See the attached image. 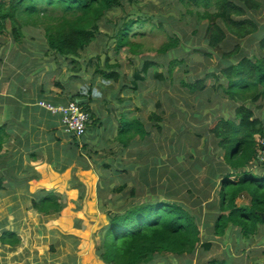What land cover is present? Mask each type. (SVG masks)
I'll use <instances>...</instances> for the list:
<instances>
[{
	"label": "trees",
	"instance_id": "1",
	"mask_svg": "<svg viewBox=\"0 0 264 264\" xmlns=\"http://www.w3.org/2000/svg\"><path fill=\"white\" fill-rule=\"evenodd\" d=\"M179 1L188 15L197 17L195 25L190 27L185 22L182 27V22L175 17L168 23L158 15L160 13H154L152 4L143 0H0V37H13L22 42L26 30L40 29L54 55L70 58L73 74L69 82L73 88L85 79L88 71L94 83L116 84L121 79L122 92L131 90L146 106V111L148 103L156 108L149 115L151 128L137 118H129L126 114L121 117L117 142L126 148L137 147L140 139L150 146L149 152L153 155L143 166L138 162L130 164L131 171L137 173L132 182L137 186L138 180L143 179V189L157 196H149L144 203L135 202L123 212H110L109 233H106L109 243L103 246L102 242L97 250L105 264H141L157 254L184 257L200 250L207 253L215 240L230 239L233 232L238 233L239 239L247 240L245 246H248L264 227V163L259 159L257 143V137L264 136V36H258L261 28L253 14L264 6V0ZM127 8L133 10L127 13ZM111 14L123 17L113 22L108 19ZM201 24L206 25L204 30ZM103 26H107L108 31H104ZM156 34H164L165 41L156 49L158 57L148 56L145 51L149 49V39ZM195 38L199 43L205 41L213 52L195 45ZM249 40L258 42V53L257 50L255 54L247 53ZM240 45L245 47L240 48ZM191 50L205 53L202 55L208 64L212 56H216L218 62L213 71L205 69L202 79L196 83L174 74L176 65L182 68L185 64L179 61V54ZM123 52L130 66L139 62L132 75L124 72L127 67L122 61ZM103 54L106 56L104 64ZM160 63L167 68L164 75L157 71ZM148 77L157 79V87L161 88L168 80L171 86L178 83L184 88L185 100L191 97L199 100L201 110L188 113L180 109V121L175 120L174 112V119H165L163 116L167 112L162 103L154 104L151 98L141 94ZM211 77L221 82L220 88L215 85L209 88L206 79ZM215 89L229 99L233 118L216 117L214 111L210 112L204 103L201 104L203 96L211 97ZM82 99L81 92H76L70 101L80 102L90 115L84 137L78 139L69 133L72 153L79 162L84 158L81 151L89 147L86 137L92 127L91 113L86 100ZM169 103L175 107L172 100L169 99ZM210 118L214 119L211 124ZM163 124H168L167 129L172 132L169 148L174 164L188 161V158L193 161L189 168L180 167L182 176L170 171L168 157L164 159L158 151L164 149L157 143L164 139ZM188 141L193 144L190 149ZM202 142L204 145L200 149ZM135 153L141 158V151L135 150ZM204 166L208 170L206 187L217 194L210 201L209 192L201 190L195 205L203 207L207 203L210 209L206 215L203 210H194L177 199L184 193L194 197L198 190L194 188L193 170L201 171ZM160 174L168 175L167 187L157 186ZM125 186L127 184L120 192ZM136 193L134 187L131 195ZM246 199L249 202H241ZM47 204L48 199L35 202V208L45 211L49 207ZM212 263L229 262L214 260Z\"/></svg>",
	"mask_w": 264,
	"mask_h": 264
},
{
	"label": "crops",
	"instance_id": "2",
	"mask_svg": "<svg viewBox=\"0 0 264 264\" xmlns=\"http://www.w3.org/2000/svg\"><path fill=\"white\" fill-rule=\"evenodd\" d=\"M26 34L22 42L0 37V264H105L97 255L113 212L105 195L130 186L129 176L137 175L128 163L132 153L141 151L145 158L143 152L150 147L140 139L137 147L117 142L121 117L137 118L151 128L143 115L152 111V103L146 111L138 98L130 97L135 96L131 90L122 92L121 79L116 84L94 83L88 71L73 88L70 58L54 55L45 37L37 40ZM76 92L83 95L92 117L89 147L81 151L80 162L62 117L41 106H67ZM199 173L205 174L201 183ZM207 173L205 166L193 170L198 190L194 197L203 189L212 201L217 194L206 187ZM138 184L142 186L143 179ZM45 199L46 212L36 209L35 202ZM197 209L206 215L210 207L204 203Z\"/></svg>",
	"mask_w": 264,
	"mask_h": 264
},
{
	"label": "rangeland",
	"instance_id": "3",
	"mask_svg": "<svg viewBox=\"0 0 264 264\" xmlns=\"http://www.w3.org/2000/svg\"><path fill=\"white\" fill-rule=\"evenodd\" d=\"M144 3L152 4L154 6V13H160V17H164L168 23H172L173 17L176 18L181 23L182 27H185V22H188L190 27L195 25V23L198 21L197 17H193L191 15H188L185 8H183L182 4L180 3L179 0H143ZM189 9H192L189 8ZM128 12L130 13L133 8H127ZM56 13H59V10L56 11ZM184 15L187 16V18H184ZM254 21L257 22L259 27L261 28L260 34L258 36L263 37L264 36V6L262 5L260 10H257V12H254ZM116 16V15H115ZM114 14H111L108 19H110L113 22H116L120 16L123 17V15H119L115 17ZM115 17V19H114ZM186 19V20H185ZM119 21V20H118ZM197 25V24H196ZM104 27V26H103ZM201 30H204V27L206 28V25L201 24ZM263 28V29H262ZM104 31H108L107 26H105ZM28 32V35L30 34L34 39L36 38L37 40H40L41 37H45L42 34V31L40 29H30L26 30ZM173 33V32H172ZM190 33V32H189ZM202 36L204 35V32L201 31ZM191 35V34H190ZM165 41V35L164 34H156V37L153 36L152 39H149L148 46L149 49L145 51V53L148 56H154L158 57L159 54L157 53L156 49H158L163 42ZM182 43H185V40L182 41ZM247 43L250 44L248 47V54H255L256 50L258 53V42L256 40H249ZM195 45L200 46L201 48L207 49L210 52H213L208 48V44H206L205 41L202 43H199L198 40L195 38ZM153 45V46H150ZM192 46V45H191ZM245 47L244 45H240V48ZM205 54V53H202ZM201 53H196L194 50H191L183 55L179 54V61H184V65L179 67L176 65L174 67V74L176 77L183 78L184 80H187L189 83H196L198 80L202 79L201 75L204 74V70H210L213 71L216 66H217V58L216 56H212L210 58V64L207 63L206 57L202 55ZM111 55H114V52H111ZM122 61L125 64V74L127 75H132L134 68L136 69L139 66V62L135 64V66H130L127 61V54L126 52H123L122 55ZM157 71L161 74L164 75L165 72H167V68L163 63H160V67L157 68ZM219 75V72L217 73ZM159 81L157 79H151L148 77L147 82L145 83V88L141 90V94L145 97H149L152 99L154 104L161 102L163 107L166 109L165 115L163 116L165 119H174L172 117V113L174 112L176 114V119L175 120H181V110L183 109L184 111L188 113H193L197 112L198 109L199 111L201 110L199 106V100L195 101V98H192L191 96H187L188 98L191 97L189 101L185 100L186 95L184 94V88L181 87L178 83H176L174 86L170 85V81L168 80L167 84H165L162 88L157 87V83ZM162 82V81H161ZM220 81H216L215 78L211 77V79H206V84L211 88V86L214 84L216 87H219ZM220 88V87H219ZM225 88V87H221ZM167 93V94H165ZM130 97L132 98H137V96L131 95ZM169 99L173 101L175 107H171L169 103ZM204 103L206 105V108L211 112L214 111V113L219 116L223 115H230V111H232V108H230L229 99L227 97H223L219 94L217 89H215L211 97L209 96H203V99H201V104ZM200 104V105H201ZM264 104V102H263ZM226 105V106H224ZM259 105V104H257ZM137 106V105H136ZM152 106V105H151ZM132 110H137V108L132 105L130 106ZM152 112L155 111V107H152ZM223 109L225 112H223ZM228 109L230 111H228ZM137 114H140V112H136ZM151 114L146 112L144 113L143 116L145 118H149V115ZM210 115V114H209ZM233 117L232 115H230ZM152 123V122H151ZM173 125V124H171ZM168 124L164 126L163 124V134H164V139L161 138L160 140H157L158 144H162L164 146V149H158L159 152H161L162 156L164 159H167L168 157V166L170 167V171L173 172H178L180 173V176H182L181 171L179 170L181 166L185 165V167L189 168L191 165L190 163L193 161H190V158L187 160L182 161L179 164H174V159L171 156V151L169 148L170 145V139L172 137V132L168 131L167 129ZM166 135V136H165ZM188 145V148L190 149L192 147V143L189 141L186 142ZM201 148L203 147V144L200 146ZM200 148V149H201ZM145 158H139L138 156H134L132 153V157L129 159L128 163H136L138 162L141 165H145L147 161H151L152 156L151 153L149 152V148H146L145 150ZM170 157V158H169ZM200 158V156H199ZM173 160V162H172ZM184 173V172H183ZM197 173V172H195ZM200 176H198L197 179H200V183L203 182L204 180V173H199ZM150 175V174H149ZM198 175V173H197ZM158 180V187H167V179L168 175H161ZM134 177V175L129 176V181H131ZM140 181V179H139ZM138 181V182H139ZM115 188L118 187L119 185L110 183V186H114ZM179 187V185H177ZM137 188V193L135 196L131 195V190ZM138 187H142L140 184L135 186L132 182L129 187H127L123 192L121 193H115L112 191V198L111 196L105 197L106 200H109V206L112 211H119L123 212L124 210L128 209L133 205L135 202H141L144 203L148 199L149 196H154L155 195H149L147 191H145L143 188L141 190H138ZM153 187V184H152ZM157 196V195H156ZM197 196V195H196ZM178 200H181L185 204H187L190 208H199L200 205H195V202H197V197L190 198L188 193H184L177 197ZM247 200V199H246ZM242 203H247L244 200H241ZM124 209V210H123ZM109 222V220H107ZM109 227V226H108ZM108 227L105 229V233H103V236L101 235V238L103 237V246L107 245V238H108ZM107 233V234H106ZM238 233L233 232L229 238H232L228 243L226 244L225 241L226 239L222 238L220 240H215L213 247L211 248L210 251L205 253L204 251L200 250L196 252L194 255H187L184 257L181 256H173V255H167V256H161V255H156L154 257H149L144 259V261L141 264H213L212 261H227L229 262L228 264H264V227H262V230L258 236L254 239V241L248 245L245 246V243H247V240L239 239ZM242 243V244H241ZM239 244L241 246L239 247Z\"/></svg>",
	"mask_w": 264,
	"mask_h": 264
},
{
	"label": "built area",
	"instance_id": "4",
	"mask_svg": "<svg viewBox=\"0 0 264 264\" xmlns=\"http://www.w3.org/2000/svg\"><path fill=\"white\" fill-rule=\"evenodd\" d=\"M41 106L46 107L52 113L62 117L63 125L68 133L80 139L87 132L90 122V115L85 107L78 101L71 102L68 106H53L51 104L42 103ZM258 148L260 150L259 159L264 163V136L257 138Z\"/></svg>",
	"mask_w": 264,
	"mask_h": 264
},
{
	"label": "water",
	"instance_id": "5",
	"mask_svg": "<svg viewBox=\"0 0 264 264\" xmlns=\"http://www.w3.org/2000/svg\"><path fill=\"white\" fill-rule=\"evenodd\" d=\"M105 61V56L104 57H102V62H104ZM262 219H263V221H264V216L262 215Z\"/></svg>",
	"mask_w": 264,
	"mask_h": 264
}]
</instances>
